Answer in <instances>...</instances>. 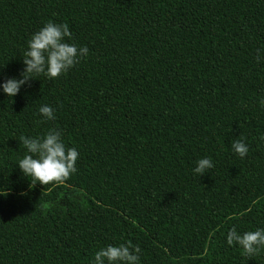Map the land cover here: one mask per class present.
Returning a JSON list of instances; mask_svg holds the SVG:
<instances>
[{"label":"trees","instance_id":"obj_1","mask_svg":"<svg viewBox=\"0 0 264 264\" xmlns=\"http://www.w3.org/2000/svg\"><path fill=\"white\" fill-rule=\"evenodd\" d=\"M49 21L89 54L0 88V264H92L129 241L139 264H264L226 239L264 228V0H0V84ZM50 129L80 156L43 186L18 166L20 137Z\"/></svg>","mask_w":264,"mask_h":264},{"label":"clouds","instance_id":"obj_2","mask_svg":"<svg viewBox=\"0 0 264 264\" xmlns=\"http://www.w3.org/2000/svg\"><path fill=\"white\" fill-rule=\"evenodd\" d=\"M72 33L68 24H57L49 21L40 30L35 32L28 41V50L24 53L23 63L25 68L21 73V79L8 78L0 84V88L8 97L16 96L21 87L40 75L49 80L58 79L78 64L83 57H87L89 49L77 47L69 43ZM259 50L257 62H259ZM261 105H264L262 100ZM39 113L45 120H54V109L48 105L39 108ZM264 139V137H262ZM20 142L27 153L19 160L18 166L26 177L43 186L49 184H64L77 172L79 152L74 147H67L62 140V133L58 129L48 130L42 137L21 136ZM232 148L241 158L249 151L248 146L240 139L233 142ZM214 167L211 158H201L194 169L196 174L203 176ZM50 207V205H45ZM227 244L238 245L243 253L252 257L264 248V228L255 231H246L240 234L235 227L227 233ZM138 245L127 244L118 246L108 245L100 249L94 255L92 264H139Z\"/></svg>","mask_w":264,"mask_h":264}]
</instances>
